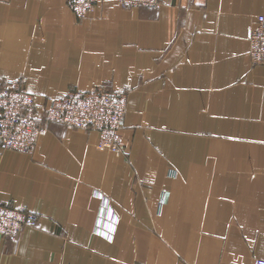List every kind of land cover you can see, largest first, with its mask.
<instances>
[{
	"label": "crops",
	"instance_id": "0c3cea01",
	"mask_svg": "<svg viewBox=\"0 0 264 264\" xmlns=\"http://www.w3.org/2000/svg\"><path fill=\"white\" fill-rule=\"evenodd\" d=\"M264 0H0V78L42 105L127 93L125 150L48 123L32 153L0 147V204L39 221L0 236V264H254L264 259ZM43 121V120H42Z\"/></svg>",
	"mask_w": 264,
	"mask_h": 264
},
{
	"label": "built area",
	"instance_id": "2783aa9c",
	"mask_svg": "<svg viewBox=\"0 0 264 264\" xmlns=\"http://www.w3.org/2000/svg\"><path fill=\"white\" fill-rule=\"evenodd\" d=\"M125 8H159L161 0H117ZM101 0H67L79 19L92 13ZM249 55L254 64H264V15L249 29ZM127 93L105 86L88 91L70 89L62 96L40 104L37 95L28 91L23 78L5 81L0 78V147L4 150L32 153L48 123L73 129L93 130L97 147L120 154L125 150L122 129L127 112ZM43 120V121H42ZM39 215L34 211L0 204V236L17 240L22 229L34 226ZM254 264H264L256 258Z\"/></svg>",
	"mask_w": 264,
	"mask_h": 264
},
{
	"label": "rangeland",
	"instance_id": "374dc122",
	"mask_svg": "<svg viewBox=\"0 0 264 264\" xmlns=\"http://www.w3.org/2000/svg\"><path fill=\"white\" fill-rule=\"evenodd\" d=\"M46 127V126H45Z\"/></svg>",
	"mask_w": 264,
	"mask_h": 264
}]
</instances>
